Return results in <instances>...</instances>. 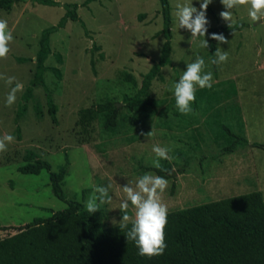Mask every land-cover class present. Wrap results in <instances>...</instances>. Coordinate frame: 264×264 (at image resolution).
<instances>
[{
    "label": "rangeland",
    "instance_id": "rangeland-1",
    "mask_svg": "<svg viewBox=\"0 0 264 264\" xmlns=\"http://www.w3.org/2000/svg\"><path fill=\"white\" fill-rule=\"evenodd\" d=\"M57 1L61 5L26 0L0 10V19L8 21L13 34L7 59H0V75L15 77L13 85L0 79V137H15L7 151L0 153L1 226L46 220L53 211L68 206L53 193L48 170L39 174L19 170L28 150L51 162L55 171L68 153L70 169L63 184L68 199L86 205L96 186L111 183L112 201L100 205L106 226L121 222L119 205L125 184L134 186L145 173L161 175L152 166L154 144L168 147L173 158L160 161L168 170H161L169 182L162 196L168 212L256 190L264 196V149L252 145L264 143V23L252 24L248 8H235V24L245 25L227 31V23L219 16L223 5L212 0L206 13L208 32L223 33L228 43L209 39L210 47L200 48L199 40L204 38L193 39L190 32L179 29L175 16L178 3L199 8L200 0H169L171 64L152 82L149 95L153 101L132 110L124 97L140 91L144 75L158 61L166 40L160 0H96L88 5H82L85 0ZM66 3L79 4L78 14L89 34L81 21L69 19L50 36L52 52L46 65L60 68L62 77L48 69L44 78L58 106V121L49 113L42 85L34 89L19 117L23 94L35 73L42 32L60 21ZM213 44L228 52L226 63L210 62ZM197 55L205 60V72L212 73L213 86L197 88L193 111L182 115L169 88ZM15 82L22 83L23 90L9 107L6 96ZM107 102L122 103L116 109L115 126L106 124L113 111H88ZM151 130L152 137L141 135ZM237 134L246 136L250 144L222 153ZM128 215L135 218L131 204ZM15 232L9 228L2 235Z\"/></svg>",
    "mask_w": 264,
    "mask_h": 264
},
{
    "label": "trees",
    "instance_id": "trees-1",
    "mask_svg": "<svg viewBox=\"0 0 264 264\" xmlns=\"http://www.w3.org/2000/svg\"><path fill=\"white\" fill-rule=\"evenodd\" d=\"M20 1L26 2L0 0V10H10L14 3ZM36 1L53 6L61 5L57 0ZM92 1L96 0H85L82 5H88ZM160 3L164 18L162 32L166 40L158 61L144 75L140 91L124 97L126 106L132 110L153 101L149 95L152 82L159 76L163 67L171 64V6L169 0H160ZM64 7L66 12L60 21L42 32L40 47L35 57V73L23 94L19 117L25 113L34 89L42 85L46 92L49 113L54 122L58 121V106L44 78L48 69L59 78L62 77L60 68L46 65V60L52 52L50 36L64 27L69 19L81 21L78 14L79 4L66 3ZM81 23L85 28V23ZM244 25L239 23L232 28L227 26L226 30H237ZM86 33L89 34L87 29ZM216 48L213 44V59ZM57 59L60 63L63 62L61 55H58ZM128 78L134 82L132 76ZM117 107V103L107 102L90 107L88 111H113L106 123L110 127L116 125ZM249 144L246 136L237 134L232 143L222 149V153H233L238 147ZM252 145L264 149V143L254 142ZM65 158L66 162L55 171L51 162L40 158L35 151L26 152V163L19 166V170L33 174L48 170L53 193L65 200L68 206L64 210L53 211L51 217L46 220L36 218L19 227L0 225V264H264V196L261 191L256 190L168 212L165 229L167 248L163 255L149 259L138 255L134 242L126 241V229L121 230L119 224L105 225L101 210L90 214L83 202L67 198L63 184L70 169L68 153ZM153 169L163 175L161 170ZM184 169L182 168L181 172H185ZM9 228L15 229L16 232L3 236L2 231Z\"/></svg>",
    "mask_w": 264,
    "mask_h": 264
},
{
    "label": "clouds",
    "instance_id": "clouds-1",
    "mask_svg": "<svg viewBox=\"0 0 264 264\" xmlns=\"http://www.w3.org/2000/svg\"><path fill=\"white\" fill-rule=\"evenodd\" d=\"M212 0H200L199 8L191 4L176 5L175 16L178 20L179 29H184L191 33L193 39L203 37L199 40L200 48H209V39L217 44L228 43L223 33L208 32L209 19L207 18V9ZM224 10L219 13L220 18L227 23L229 28L235 24L232 10L235 8H248V17L251 23H264V0H220ZM207 37V38H206ZM13 41L12 31L9 29L8 21L0 19V59H7L10 52L9 44ZM228 60V52L222 51L219 47L215 49V58L210 62L220 65ZM205 60L197 55L193 62L186 64V69L179 77L178 81L173 82L169 91L175 97V107L182 115L190 114L192 104L196 100L197 88L211 89L213 86V76L210 71L205 72ZM0 79H6L8 85H13L15 77L5 78L0 75ZM23 90V84L15 82L6 96V105L12 106L17 99V92ZM141 135L152 137L154 132H141ZM15 137L5 134L0 137V153L6 152L8 144L13 143ZM152 153L155 159L152 160V166L156 169L168 171L162 168L161 160L171 161L173 158L169 155L170 149L154 144ZM170 174V173H169ZM169 187L168 180L161 175L145 173L138 177L134 186L125 184L123 186L124 199L121 200L119 210L123 213L119 228L125 230L126 241L134 242L138 249V255L152 258L163 255L166 248L165 229L167 225L168 206L163 202V193ZM112 184L107 186H96L93 194L86 202L88 213L94 214L100 210V205L110 204L112 197L109 190ZM135 210V218L128 215L129 205ZM130 224V226H129Z\"/></svg>",
    "mask_w": 264,
    "mask_h": 264
},
{
    "label": "water",
    "instance_id": "water-1",
    "mask_svg": "<svg viewBox=\"0 0 264 264\" xmlns=\"http://www.w3.org/2000/svg\"><path fill=\"white\" fill-rule=\"evenodd\" d=\"M122 103H117V106L121 105Z\"/></svg>",
    "mask_w": 264,
    "mask_h": 264
}]
</instances>
